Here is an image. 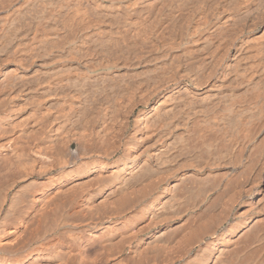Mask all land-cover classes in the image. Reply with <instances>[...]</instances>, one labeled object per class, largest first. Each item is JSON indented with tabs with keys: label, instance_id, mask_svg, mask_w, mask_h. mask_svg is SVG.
Returning <instances> with one entry per match:
<instances>
[{
	"label": "bare ground",
	"instance_id": "1",
	"mask_svg": "<svg viewBox=\"0 0 264 264\" xmlns=\"http://www.w3.org/2000/svg\"><path fill=\"white\" fill-rule=\"evenodd\" d=\"M254 113L264 0H0V264L235 259L253 205L206 194Z\"/></svg>",
	"mask_w": 264,
	"mask_h": 264
},
{
	"label": "rangeland",
	"instance_id": "2",
	"mask_svg": "<svg viewBox=\"0 0 264 264\" xmlns=\"http://www.w3.org/2000/svg\"><path fill=\"white\" fill-rule=\"evenodd\" d=\"M259 118H260V116L254 113L253 119H252V116L249 119L250 122H252L253 124L249 122V125H247L246 123H248V122H246V123H243L244 125L239 123L235 127H234V125H231V127L233 126L232 129L230 127L227 129H231L232 131H233V129H235L234 132H232L231 130L230 131L225 130V131H223V134H221L223 136H219V139H220V137L222 138V139H220V145L221 146H227V144L229 143V141H227L226 139L223 138L227 134L231 135L230 139H234L236 141V143H234L236 152L234 151V155H233L235 158L232 156V158H233L232 161H233V163L235 162L234 163L235 167L232 166L233 165V163H232L231 166L233 167V169L231 166L225 167L221 170V173L222 172L223 173L220 174L221 177H222V175H225L226 177L229 176L228 178L231 177L230 179L226 178V180H229L228 182H231L232 180H234L231 183L232 188L230 187V184L228 186L225 185V187L223 188V183L227 184V182L223 181L221 183L220 181H222V180H219V182H218L219 183L218 184L219 185L218 193L216 195L212 191L209 193L208 192L209 185L211 184V186H212V184H213V180L209 179L207 182L205 181V183L201 186L202 188L203 187L204 188L203 189L200 188L202 190L205 189L204 191L208 192V193L206 194L202 191V193H204V194H202L201 191H199V193H201L200 196H199V194L198 195L195 194L193 196V197L199 198L205 194L207 196L210 194L206 200L207 203L205 205V208H207V209L209 206H210L209 209L211 207H213L215 202H218V204H220V205L222 204L221 206L222 207L224 206V208L230 206V208L232 210V212H231L232 214H230L231 216L229 215L228 217H226L225 221L218 225V229H223V227H224V229H228V227L232 226V223H233V226L235 227L237 225V222H240V220L242 218V216H240V215L238 216L237 214H235V212H237L239 210L242 211V209L244 211L246 208V206H244L245 203L250 202L251 207L253 205L250 212L248 209H246V211H244L245 213L244 212L242 213V214H246V216L248 217V220H249L248 223H246L244 225V227L242 228V230H241L242 232H240V231L234 232V234L231 237V238H233V241L235 240L233 244L236 245V246L233 245L234 246L233 248H235L236 250L237 249L239 250L240 246L242 245L243 248H240V250L242 252L237 250L239 253L241 252L239 254L234 250V252L237 253L236 254L237 256L235 255V253H232L235 255V259L233 258L234 262H235L234 263L233 259H232V257H234L233 255H231V258H229L230 257L229 256L228 259L226 257V256L231 254V251H233V249L232 250L230 249V252L227 255H225L226 258H224L225 259L224 264H227V263L229 264V259L230 260L232 259V264H264V125H263L264 122L262 121V118H260L261 120ZM259 123H261V124H259ZM221 140L222 141L226 140L227 142H225V141L221 142ZM235 141H233V142H235ZM227 170L228 171L230 170L231 172H226ZM224 171H225V173H224ZM231 174H233V175H231ZM220 176H219V178H220ZM221 179L225 180V177H222ZM233 184H235V187ZM220 185H221V187H220ZM246 187L247 188L251 187V188H248V190H250V189L251 190L248 192ZM244 188H246V190ZM222 189H223V191H221ZM231 189L234 190L233 195L236 196L235 198H234V196L232 198H230L228 196V194H226V195L224 194V193H229V195H230L232 193ZM242 190H245L247 193H245V191H242ZM214 196L215 197L217 196L222 201L224 199L226 204H224V202L222 203L221 201L217 200L218 199L217 197L214 198L215 199L214 200L213 199ZM226 196L228 198H226ZM208 199L209 200L213 199L214 201H210V203H209ZM233 199H235V200H233ZM226 200H227V202H226ZM232 203H233V205H232ZM225 205H229V206L225 207ZM222 207H221V209H222ZM224 208H223V210H225ZM207 209H201V210H204L203 212H206L205 210H207ZM221 209H220V212L222 211ZM253 209L256 211V213ZM247 211H248V214L246 213ZM203 212L200 213L198 210L197 216L199 217V215L203 214ZM222 214L221 215L223 217L226 214V212L223 211ZM183 220L177 222V224H178V225H176L177 228H180L182 224H184L182 227L186 226L187 220L186 221L185 220L183 221ZM254 230H255V233H257V234L254 233ZM256 230L257 231L259 230L258 231L259 233ZM239 233H242V234H239ZM252 233L256 236L259 234L257 239H256V236H252ZM249 234H251L252 238H251V236H249ZM245 235H247V236H245ZM260 235H261V238H260L261 240L259 239L260 240L259 241L258 238L260 237ZM198 236H195V237H198ZM244 236L246 237V239L249 236L250 240L249 239H247V240H249L253 244H250V242H248L245 238H243ZM253 238H255L260 243H257V241L255 242V240ZM193 239H192L193 243L190 241L192 244H194ZM241 239H242V241L245 239L247 241V243H249L250 245L248 246L246 241L244 240L245 242L244 241L242 242ZM252 239L254 240L255 245H254V242L252 241ZM235 242H238L239 244L237 245Z\"/></svg>",
	"mask_w": 264,
	"mask_h": 264
}]
</instances>
